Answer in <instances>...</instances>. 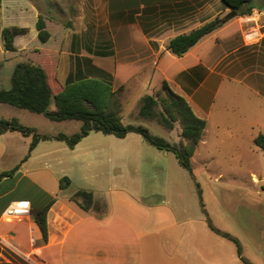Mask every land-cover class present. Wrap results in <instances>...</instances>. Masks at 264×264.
Wrapping results in <instances>:
<instances>
[{"label":"crops","instance_id":"1","mask_svg":"<svg viewBox=\"0 0 264 264\" xmlns=\"http://www.w3.org/2000/svg\"><path fill=\"white\" fill-rule=\"evenodd\" d=\"M86 1L89 14L85 11L79 14V20H87L85 25L81 21L80 28L76 29L74 23L70 49L64 51L59 47V57L51 58L50 65L55 67L54 79L59 86L75 73L78 56H87L95 65L112 73L114 90L123 88L120 95L122 113L129 92L140 86L137 106L130 114L139 110L145 94H151L164 81L185 97L194 112L207 122L192 159L200 156L198 148L207 143L211 135L239 131L242 139L245 137L255 145V138L264 130V0H253L250 13L236 15L183 56H176L167 49L169 41L217 16L230 14L232 9L223 0ZM100 6L106 10L105 14L99 13ZM0 12L9 19L1 29L28 27L24 23L30 15L36 27L40 15L38 7L30 0H2ZM248 32L253 35L248 37ZM55 49H58L57 45ZM90 49L103 52L96 54ZM80 50L88 52L80 53ZM64 60L70 69L61 78L60 65ZM99 60L103 61L101 65ZM14 132L0 135V163L12 161L15 155L19 161L0 170L1 173L18 166L13 175L0 181V186L15 182L0 192V264H198L206 258L202 244L191 249L194 236L191 240L187 235H156L148 230L147 221H137V217L129 218L109 208L102 212L97 209L87 211L72 199L77 191L88 190L101 201L98 199L103 189L95 188L90 180L104 179L100 187L106 182L112 183L108 189L117 188L129 194L135 202L144 205L140 204L142 207L160 206L154 202L155 198L163 205H169L166 191L153 188L149 194H143L147 190L136 191L126 182L117 180L126 177L123 172L128 164L158 159L165 149H158V153L143 144L141 153L154 151L155 154L140 155L139 162L111 150L110 138L108 141L102 139L101 148H98L100 142L94 141L90 133L74 148L65 141V145L57 143L59 146L51 143L58 139L41 140L28 159L23 160L30 144L26 143L21 150L10 148L8 140ZM130 134L120 138V142L128 143L122 140ZM67 147L72 151L65 149L68 157L83 150L82 154H74L76 160L70 164L64 161L67 156L59 154ZM103 162L108 163L101 169L103 171L95 169L94 166ZM54 164L57 171L52 169ZM158 168L161 167L156 164L154 176H158ZM47 169H51L47 171L49 173L44 172ZM63 177L71 181L65 188L60 185ZM14 200L28 201L32 215L16 222L5 219L4 211ZM120 202L132 205L126 199H119ZM47 206L48 240H45L34 213ZM135 210L142 215L148 213L140 206H135ZM154 213L162 219L167 217L164 209H155ZM208 237L201 234L197 239L205 243Z\"/></svg>","mask_w":264,"mask_h":264},{"label":"rangeland","instance_id":"2","mask_svg":"<svg viewBox=\"0 0 264 264\" xmlns=\"http://www.w3.org/2000/svg\"><path fill=\"white\" fill-rule=\"evenodd\" d=\"M30 1L45 16L51 37L46 43H42L38 39L34 19L30 15L24 24H28V28L31 27V29L25 35L16 36V51H6L1 38V28L9 23V19L0 12V89L11 87L12 73L18 62L31 60L42 64L49 72L51 69H55L54 65H50L51 58L59 57V47L64 48V51L70 49L71 28H75L74 23H76V29H79L81 21L85 25L87 20L81 18L79 20V14L85 11L88 15L90 12L87 9L86 0ZM1 3L2 0H0V5ZM105 12L103 6H100L99 13L105 14ZM24 18L26 17L24 16ZM55 45L58 49H55ZM82 52L87 53L88 51L80 50V53ZM102 63L103 61H98L99 65ZM60 69L62 78L70 69L69 63L65 60L62 61ZM54 74L53 72L50 77L52 83L55 82ZM160 88H155L152 93ZM141 90L142 86L129 92L128 102H126L122 113L123 123L141 124L147 127L153 135L162 137L172 144H185L186 140L181 136L179 122H176L173 129L168 130L157 122L137 119L138 110L129 113L133 108H136L137 96ZM116 91H118L117 87ZM121 92L118 94L121 95ZM52 109H55L54 105ZM3 118H17L20 123L33 127L38 133L48 135L60 133L73 135L79 132L82 126L80 120L54 121L44 114L7 103H0V119ZM91 133L92 139L100 142L98 148H101L102 139L108 141L110 138L112 139L111 150L127 157H134V160L139 162L140 155L149 157L155 154L154 151L160 153L157 147L138 133H131L128 138L122 140L128 143H121L120 138L111 134L95 131ZM12 135L8 142L10 148L15 150L17 147L18 150L25 148L26 143L29 145L33 139L32 135L24 136L18 131ZM60 142L63 145L66 144L60 140L51 141L56 146H59L57 143ZM44 144L48 145V143ZM143 144L148 145L154 151L141 153L144 150ZM65 149L70 150L68 147L62 148L59 151L61 157L67 156ZM199 150L200 156L195 160L192 159L193 173L179 164L173 152L165 150L164 154H161L162 157L158 159L154 157L151 161L143 160L140 163L128 164L127 169L123 172L126 177L117 178L118 182H126L133 190H143V192L147 190L143 194H149L153 188L168 192L167 197L170 204L167 206L155 198L154 202H158L160 206L153 209L142 207L144 205L140 203L141 206L135 202L129 194L117 190V188L108 189L110 185L113 186L112 183L108 185L106 182L100 187V182L105 181L104 179H92L90 182L95 188L103 189L98 200L107 202H105L106 209L109 208L115 213L129 218L137 217V221H147L148 230L151 233L165 236L187 235L191 240L193 236L196 237L193 239V243H190L191 249H194L193 246L198 248L202 244L204 246L202 252L206 256L204 260L199 261L198 259V264H264V150L255 147L249 139L245 137L242 139L239 131L217 136L211 135L207 143L200 145ZM82 152L83 150L73 153L82 154ZM74 154H71V157H65L64 161L72 163V160L75 159ZM17 162L19 161L16 159V155L12 161L4 160L0 163V170L12 167ZM107 164L103 162L94 167L101 170L106 168ZM156 164L161 167L158 168V176H154ZM52 169L57 171V165L54 164ZM48 170L51 169L44 170V172L49 173ZM14 183L12 181L0 186V192L10 188ZM119 199H126L132 205L119 203ZM135 206H140L148 213L145 212L143 215L138 213ZM155 209L159 211L164 209L167 212L166 219H162L159 215L156 216ZM201 234L209 236L205 238V243L197 239V236ZM226 234L231 238L225 236Z\"/></svg>","mask_w":264,"mask_h":264},{"label":"trees","instance_id":"3","mask_svg":"<svg viewBox=\"0 0 264 264\" xmlns=\"http://www.w3.org/2000/svg\"><path fill=\"white\" fill-rule=\"evenodd\" d=\"M223 1L228 7H231L232 11H237V16L252 11L253 0ZM232 18L231 13L222 17L217 16L188 33L179 34L169 41L167 49L176 56H183L202 38ZM36 29L38 39L42 43H46L50 39L51 33L47 29L46 18L42 13L36 22ZM29 30L28 27H4L1 30L4 49L11 52L16 51V36L27 34ZM89 51L96 54L103 52L92 49ZM52 73L53 69L49 72L42 64L31 60L18 62L12 73L11 87L0 89V103L44 114L54 121L80 120L82 126L80 131L73 135L64 133L48 135L38 133L33 127L20 123L17 118L0 119V135L8 131H18L24 136H33L28 154L23 160L28 159L32 150L41 140L58 139L67 142L71 148H74L93 131L113 134L119 138L126 137L129 133H138L158 149L173 152L179 164L193 173L192 156L202 139L207 122L194 112L186 98L175 92L167 81H164L161 88L155 93L145 94L141 98L137 119L157 122L168 130L173 129L176 122H179L181 136L186 140L183 145L172 144L162 137L155 136L141 124H124L122 102L120 94H118L123 88H119L118 91L114 90L112 73L95 65L92 58L78 56L75 73L70 74L62 86L56 82L52 83L50 78ZM53 104L55 109L51 108ZM254 143L264 149V134L259 133ZM17 169L18 166L10 171L1 172L0 181L6 176L13 175ZM70 183L68 177H63L60 182L61 188L67 187ZM72 199L87 211L91 209L101 212L106 210V203L97 201L92 191L79 190L72 196ZM48 208L47 206L34 213L45 240H48ZM225 236L231 238L228 234Z\"/></svg>","mask_w":264,"mask_h":264},{"label":"built area","instance_id":"4","mask_svg":"<svg viewBox=\"0 0 264 264\" xmlns=\"http://www.w3.org/2000/svg\"><path fill=\"white\" fill-rule=\"evenodd\" d=\"M252 32H248L247 36L251 37ZM32 215V208L28 201L14 200L4 211V217L8 221H21Z\"/></svg>","mask_w":264,"mask_h":264},{"label":"water","instance_id":"5","mask_svg":"<svg viewBox=\"0 0 264 264\" xmlns=\"http://www.w3.org/2000/svg\"><path fill=\"white\" fill-rule=\"evenodd\" d=\"M231 15H232V17H235V16L237 15V11H235V10L232 11V12H231Z\"/></svg>","mask_w":264,"mask_h":264}]
</instances>
